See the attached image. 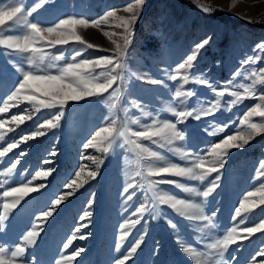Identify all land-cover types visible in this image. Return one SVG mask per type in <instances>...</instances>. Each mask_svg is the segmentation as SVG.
Returning a JSON list of instances; mask_svg holds the SVG:
<instances>
[{
  "label": "rangeland",
  "instance_id": "374dc122",
  "mask_svg": "<svg viewBox=\"0 0 264 264\" xmlns=\"http://www.w3.org/2000/svg\"><path fill=\"white\" fill-rule=\"evenodd\" d=\"M186 1L188 2L145 0L133 26L134 34L131 36V43L124 59L126 65L124 81L118 82L120 89L118 97L108 98V93H104L101 97L69 102L63 119L55 129L49 130L46 126L39 128V131L45 134L32 137L26 142L21 140V136L31 137V133L36 131L45 119L50 118L49 113L57 110L41 109L40 112H36L33 105L21 101L8 112L0 113V118L8 121L4 128L0 129V134L3 135L0 150L9 142L21 140L17 148L0 157V200L6 199L8 202H13L17 198L20 200L16 208L10 210L9 219L4 222V230L0 232V243L6 242V247L14 245L18 239L22 240L23 233L35 225L40 234L36 237V244L29 248V251L34 253L35 264H55L62 254L70 255L77 247L83 248L84 251L75 261H69L67 264H115L117 259L130 250L138 237L143 235L141 246L127 264H194L183 251V247L192 246L197 251H203L204 241L222 238L228 230L238 225V237L247 236V239L238 238L236 244L230 245L225 253L228 264H249L251 256L264 248V233L249 235L241 232L242 228L254 226L264 216V212L261 211L264 204L260 203L264 199V187H261L264 178L253 179L258 161L264 159V134L254 137L244 148L231 150L224 167L218 172L211 173L203 181L166 177L200 191H204L210 186V182L215 180L218 186L206 199L171 184L149 186L147 181L135 173L138 170L146 171L142 166L153 161L142 160L138 164V157L134 152L127 150L126 146L113 145L109 148L103 135L94 142L95 147L87 149L83 147L95 131L106 126L110 116L118 118L117 126L128 121L129 126L136 130L139 126L131 125L132 119L139 118L142 124H150L159 113L160 119L175 122L176 117L168 111L169 108L190 110L196 106L195 96L188 98L183 105L172 99L181 81L169 80L165 70L175 74L173 69L202 39L211 37L210 43L199 50L194 67L189 70L190 82L181 90L193 89L209 102L215 99L212 90L192 82L193 76L207 79L214 87L219 88L232 79L233 72L241 68V63L246 57L256 56L259 51L256 46L264 42V28L258 26L264 24V0ZM36 2L37 0H24L26 6L34 5ZM133 3L135 0H48L28 19L45 28L70 15L92 19L102 16L106 11L116 10L117 16H129L130 13L125 12L124 8ZM203 7H208L211 11L205 13ZM216 11L232 19L217 17ZM11 23L9 21L6 25L0 26V31H3L4 35L9 34L4 29ZM119 24V20L110 18L109 23L101 25L100 28L78 26L77 35L86 43L95 46L94 49L84 51L82 57L78 59L111 55L115 50L113 40L123 44L118 35L123 31L118 27ZM105 31L110 35L105 36ZM44 35L45 41L56 38L55 33ZM35 46L45 53L59 54L58 49L65 48L68 50L64 52L65 56L73 54L71 42L66 46L52 47L38 41ZM76 47L80 48L81 45L77 44ZM259 56L258 62H250L242 69L241 75L236 77L234 83L248 84L251 79H258L259 69L264 67V52L259 53ZM13 65L26 67L21 56L11 54L9 50L0 46V69L3 70L0 76L2 80L0 98H6L17 78L18 74ZM253 70L258 73L257 77L244 79L245 75H250ZM99 71L100 69H96L97 73ZM149 78L164 80V85L146 83ZM34 84H39L41 88L50 87L40 82ZM115 87L117 85H113V88ZM261 90L264 89L257 84L256 91ZM111 91L112 89H109V92ZM223 99L227 101L230 97L225 95ZM133 101L138 103L140 108H136ZM256 102L246 99L243 103L232 106L231 110H226L222 101L220 109L214 115L202 117L200 120L189 117L185 123L177 124L179 129L185 131V141L177 144L183 145L185 151L196 153L198 148L209 142L219 141L223 136L234 132L237 127L241 132H246V126L240 125L239 120ZM13 114L23 115L24 122L17 126V123L10 119ZM28 116H31V119H28ZM252 120L260 122L259 117H253ZM210 121L216 122L211 126L213 129L229 122L234 123L230 124L226 132L210 136L205 131ZM119 143L120 141H117V144ZM141 143L165 157L163 161H155L156 165L179 163L184 166L187 163L181 160L177 153L170 152L167 148H160L149 141ZM17 153L23 155L17 157L20 162L9 173L7 168L14 162H10L9 158ZM87 156H95L103 161L99 165V174L95 179H91L88 172L95 171L97 165L91 160L84 159ZM81 167L84 171L77 178L75 172ZM50 168L54 169L50 174L33 179L35 172L47 171ZM72 179H76L77 185L82 186L66 188V182ZM149 179L158 180L160 177ZM22 183H28L30 188L37 190L23 196L16 193L7 198L3 197L4 191L20 187ZM130 183L134 187L129 189V193L134 192L135 195L128 200L126 198L128 194L123 189ZM40 184H44L45 187L39 188ZM68 191H72L73 194L56 206L50 217L40 216L42 210L50 209L51 206L48 204L50 199ZM249 192L253 195L248 196ZM169 194L201 204L204 214L212 216L213 224L204 228L201 222L189 220L168 205L158 202V196ZM246 196L248 198L244 200ZM241 201L252 210L247 213L242 211L240 216H235L234 209L239 207ZM141 205L146 209L143 214L138 211ZM2 211L0 208V213ZM85 211L91 212L92 215L81 219ZM135 219H138L139 223L131 226L130 221ZM169 220L176 224L175 229L169 225ZM241 220L244 222L240 223ZM126 224H129L125 229L129 234L121 243L119 237L122 226ZM78 227L81 231L75 233ZM74 233L77 236L84 234L86 238H78L68 249H64L62 244ZM117 244H120L119 248L116 247ZM256 259L257 262L264 261V256H257Z\"/></svg>",
  "mask_w": 264,
  "mask_h": 264
},
{
  "label": "snow or ice",
  "instance_id": "6c2138e0",
  "mask_svg": "<svg viewBox=\"0 0 264 264\" xmlns=\"http://www.w3.org/2000/svg\"><path fill=\"white\" fill-rule=\"evenodd\" d=\"M48 0H37L34 5H25L24 0H0V26L6 25L11 21V24L7 25L4 29L9 34L4 35L3 31H0V46L10 51L11 54L21 56L24 59L25 66L13 65L17 75L16 80L12 83V87L9 90L6 98H0V113H6L11 107L17 106L21 101L34 106L36 112H40L41 109L57 110L49 113L50 118L45 119L36 131L31 133V137L28 135L21 136L22 141H27L32 137L44 135L45 132L39 131V128L47 127V129H55L59 122L65 115V110L69 102H78L90 97H101L104 93H108V98H116L119 94V83L124 81V71L126 65L124 59L127 53L128 45L131 43V36L133 33V26L135 25L139 11L145 3V0H135V3L127 5L124 8L125 12L130 13L129 16H117L116 10L106 11L102 16L98 18H84L70 15L65 18H61L51 27L42 28L37 22L29 21L28 17L42 7ZM202 10L205 13L211 11L208 7H203ZM110 18H114L120 21L118 27L123 31L118 35L123 40V44L113 40L115 44V50L111 55H104L99 58H82L83 52L88 49H94V45L86 43L79 35H77L76 28L78 26L100 28L101 25H107ZM56 34V38L51 41H45L44 34ZM105 36L110 34L105 31ZM47 44L55 47L66 46L72 43V52L70 56H65L64 52L68 51L65 48L58 49L59 54L42 52L35 45L37 42ZM211 41V37L202 39L200 42L193 46V51L186 56V58L173 69L175 74L167 72L165 70L167 78L171 81H177L181 83L177 86L172 99L178 101L180 105L187 102L188 98L196 97V106L190 110H177V108H169L168 111L176 117L175 122L160 119L159 113L153 118L152 123L142 124L139 118L132 119L131 125H138L136 130H133L129 126V122L125 121L121 125L117 126V117L110 116L106 121V126L100 127L90 140H88L83 147L85 149L95 147V141L97 138L103 135L104 140L107 141L108 147L113 145L117 147H125L127 150L132 151L138 157L137 163L142 160H151L153 163H148L142 166L145 170H138L135 175L141 176L142 179L148 182L149 186L155 187L157 184H171L175 187L183 189L185 192L192 193L195 196L207 198L218 186L215 180L210 182V186L206 187L204 191H200L194 187H186L178 180L167 179L166 177L186 178L190 180L203 181L207 176L213 172H218L220 168L224 167L226 158L229 152L233 149L244 148L249 142L256 136L264 134V90L256 91V86L259 84L264 89V67L259 69V75L256 70H253L250 75H245L244 79H250L251 77H257L258 79H251L248 84L234 83L236 77L241 75L242 69L250 62H258L260 59L259 53L264 52V42L258 44L256 49V56H248L241 63V68L237 69L232 74V79L225 82L219 88L213 86V83L207 79H202L197 76L191 78L192 82L202 84L212 90L214 100L207 101L205 98L199 96L195 90L188 89L182 91L184 85L190 82L189 70L194 67V62L198 58L199 50L205 48ZM81 45L77 48L76 45ZM100 51H106L104 49H97ZM255 51V50H254ZM39 53V54H38ZM63 63H60L62 62ZM96 69H100L97 73ZM183 72V74H181ZM3 70L0 69V76H2ZM34 82H40L43 85L50 86L41 88L39 84ZM146 83L153 85H164V80L161 79H147ZM2 83V80H0ZM113 85L117 87L113 88ZM166 87V85H165ZM109 89H112L109 92ZM242 89V91L240 90ZM225 95L230 97L229 100L224 101ZM246 99H252L257 101L253 106L248 108L239 120V124L246 126L247 131L241 132L237 127L234 132H230L223 136L219 141H212L205 144L202 148H198L196 153L185 151L183 145H178L177 142L185 141V131L179 129L177 124L185 123L189 117L196 120H200L202 117H208L214 115L221 107L223 101L226 106V110H231L232 106L243 103ZM136 108H140V105L133 101ZM114 106V105H113ZM26 111V110H22ZM148 115V113H144ZM253 117H259L260 122H253ZM31 119V116L27 117ZM10 119L17 123V126L24 122L25 117L20 114H13ZM7 120L0 118V129H3L7 124ZM215 121L209 122V127L205 128L208 135H215L218 132H226L231 123L224 124L218 128H211ZM3 139V135L0 134V140ZM21 140L9 142L6 147L0 150V157L6 156L13 149L18 147ZM117 141H120L117 144ZM141 141H149L152 144L158 145L160 148H167L168 151L177 153L181 160L187 163L182 166L179 163H167L163 165H156L155 161H163L165 157L158 151H154ZM107 151V149H105ZM53 155L55 153H52ZM23 153H17L13 157H10L11 167L7 168V172H11L19 164L17 157L22 156ZM84 159L93 161L97 165L95 171H89L88 176L91 179H95L99 174V165L103 161L99 160L95 156H87ZM207 165V166H206ZM54 169H47V171L35 172L36 177L46 176L50 174ZM84 169L81 167L75 172L77 178L80 177L81 172ZM149 177H160L158 180L149 179ZM264 178V159L258 161L256 174L253 179ZM219 179V177H216ZM7 183V181H4ZM30 183V182H29ZM77 185V180L72 179L70 182H66L65 187L73 189V186ZM39 188H44V184L38 185ZM133 184H128L123 191L128 194L127 199L131 200L135 195L134 192L129 193V189L133 188ZM264 187V184L261 185ZM36 188H30L28 183H22L20 187H12L3 192V197L7 198L13 194L20 193L21 196L27 195L29 192L36 191ZM73 194L72 191H68L64 194L56 195L53 199H50L48 204L51 206L49 210H42L40 216L43 218L50 217L54 208L60 205L68 196ZM253 195L252 192L248 193V196ZM247 196L244 200H247ZM20 200L17 198L13 202H8L6 199L0 200V232L4 230V222L9 219L11 209H15ZM158 202L160 204H166L171 207L178 214L185 216L189 220L199 221L203 224L204 228H208L213 224V218L210 215H205L201 204L194 202L191 199L177 198L176 195L169 194L167 196H158ZM264 204V199L260 201ZM250 209L244 201L239 203V207L234 209L235 216H240L241 212H250ZM140 214H143L146 209L141 205L138 209ZM264 212V209H261ZM91 212L85 211L83 218L90 217ZM35 218V217H34ZM235 219V217H233ZM247 219V217H245ZM244 221L241 220L240 223ZM139 223L138 219L131 220L130 225L135 226ZM169 225L175 229L177 226L171 220L168 221ZM87 225H81L86 227ZM129 224L122 226V232L119 237L121 243L125 240L129 234L126 228ZM237 227H232L227 231L222 238L214 239L211 241L203 242V251H197L195 247L185 246L183 251L194 261V264H228L225 260V253L228 251L230 245L236 244L238 238L247 239V236L238 237ZM203 229H201L202 231ZM81 228L75 229V233H80ZM241 232L249 235H254L257 232L264 233V216L261 217L258 223L254 226L244 227ZM72 234L67 238V241L62 244L64 249H68L76 239H85L84 234L77 236ZM39 232L36 230L35 225L31 226V229L22 234V240L18 239L14 245L5 246V243H0V264H35L33 261L34 253L29 251V248L36 244V237L39 236ZM144 236L141 235L131 246L130 250L125 255L115 261V264H127L137 252V249L141 246ZM117 248L120 244L116 245ZM84 251L83 248H74L70 255L62 254L59 260L55 261V264H67L69 261H75L77 257ZM257 256H264V248L259 249L254 253L249 261V264H264V261L257 262Z\"/></svg>",
  "mask_w": 264,
  "mask_h": 264
},
{
  "label": "trees",
  "instance_id": "16d2710c",
  "mask_svg": "<svg viewBox=\"0 0 264 264\" xmlns=\"http://www.w3.org/2000/svg\"><path fill=\"white\" fill-rule=\"evenodd\" d=\"M183 1H184V0H183ZM185 2H188V1L185 0ZM216 16H217V17L224 18V19H232V18L229 17V16H224L222 12H217V11H216ZM258 26H260L261 28H264V24H261V25H258Z\"/></svg>",
  "mask_w": 264,
  "mask_h": 264
}]
</instances>
